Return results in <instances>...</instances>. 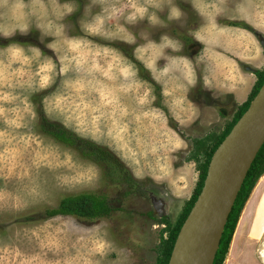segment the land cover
<instances>
[{
	"label": "rangeland",
	"instance_id": "1",
	"mask_svg": "<svg viewBox=\"0 0 264 264\" xmlns=\"http://www.w3.org/2000/svg\"><path fill=\"white\" fill-rule=\"evenodd\" d=\"M235 6L226 0H0V264L154 262L159 234L168 232L161 217L172 226L197 181L187 160L191 141L216 137L238 107L223 89L201 84L225 45L247 49L246 35L229 24H243L228 18L237 16ZM244 25L264 39V28ZM39 109L109 149L138 186L122 195L94 163L42 133ZM83 191L105 194L117 209L94 219L44 216L62 196ZM152 198L162 202L161 215ZM255 205L250 198L240 214L229 260L243 244H257L254 237L245 241L257 235L246 229ZM259 251L264 246L256 247L257 257Z\"/></svg>",
	"mask_w": 264,
	"mask_h": 264
},
{
	"label": "trees",
	"instance_id": "2",
	"mask_svg": "<svg viewBox=\"0 0 264 264\" xmlns=\"http://www.w3.org/2000/svg\"><path fill=\"white\" fill-rule=\"evenodd\" d=\"M229 24L240 25L257 36V34L254 33L252 29L245 26L244 24ZM133 62L136 64L138 70H144L137 61L133 60ZM253 73L255 75V81L247 95L246 100L238 105L231 121L226 125L223 131L220 132L216 137L209 133L203 137L196 138L191 141V148L188 152L187 160H192L194 162L197 171V181L192 194L186 202L185 208L177 218L176 222L171 226L166 217H161L163 228H165L168 232L166 237H163L162 232H160L158 243L154 248L155 259L152 264L167 263L179 226L181 225L201 188L208 160L217 144L227 134L230 127L245 110L250 99L256 93L260 84L264 80V66L260 70H253ZM37 127L42 133L50 136L53 140L73 149L80 157L94 163L99 168L102 177L110 184L118 186L122 195H127L138 186L137 181L132 178L126 166L109 149L95 143L88 138L76 134L74 131L66 128L58 122L46 119L40 109ZM263 174L264 140L256 151L245 173L242 183L234 198L231 209L226 217L212 264H222L229 242H231V235L234 233L241 210L243 209V206L246 202L245 200L248 199L255 184ZM116 209L117 207L112 205L111 199L107 198L105 194L101 192L83 191L62 196L58 200L55 207L44 209L43 214L45 217L54 215H69L81 219H94L99 217H107L113 210Z\"/></svg>",
	"mask_w": 264,
	"mask_h": 264
},
{
	"label": "water",
	"instance_id": "3",
	"mask_svg": "<svg viewBox=\"0 0 264 264\" xmlns=\"http://www.w3.org/2000/svg\"><path fill=\"white\" fill-rule=\"evenodd\" d=\"M264 50V39L256 36ZM246 70H251L245 67ZM264 140V80L213 150L201 188L174 238L166 264H212L226 217ZM158 215L160 199H151Z\"/></svg>",
	"mask_w": 264,
	"mask_h": 264
},
{
	"label": "crops",
	"instance_id": "4",
	"mask_svg": "<svg viewBox=\"0 0 264 264\" xmlns=\"http://www.w3.org/2000/svg\"><path fill=\"white\" fill-rule=\"evenodd\" d=\"M226 3L227 5H236V10L234 12L237 16L233 18L228 17L230 20L242 21L243 24L245 23L258 32L263 33L261 29L264 28V0H259L258 4L250 3L249 0H226ZM232 26L234 28L239 27L238 30L242 31L243 34L246 35V38H248L249 44L247 45V49L242 52L235 43H232V45H225L224 48L222 46L223 52H220L221 56L217 57L220 60L219 64H217L218 66L216 65L217 67H213L209 69L208 73L203 74L204 78L201 84L203 89L206 88L205 90H214L216 86H218V90L223 89L225 93H229L238 106L246 100L254 84L255 75L253 70H260L264 66V53L260 45L254 40L253 37L255 35L253 36L250 31L243 29L240 25ZM224 33L225 32L222 34ZM245 67H249L252 71L246 70ZM224 77L226 78L225 80L222 79ZM259 180L261 181L262 178ZM250 194H252V196L250 197L248 194L249 197L252 200H256V205L255 209H249L252 212L249 216L250 220L248 221L246 229L251 232L256 228L257 235H248L245 241L249 237H254V239H257V244L254 248L245 247V244H243L236 257L229 260L227 255L231 243L229 242L225 257L227 260L226 264H264V251H259L260 257L254 254L258 245L264 246V186L260 182L256 183ZM249 197L245 200L246 202L243 209L246 203L248 204ZM243 209L241 213L245 211V209ZM246 217L247 216L243 218L244 222H246ZM251 218H253L255 222ZM244 229L245 224L242 226L241 230ZM230 240L232 239L230 238Z\"/></svg>",
	"mask_w": 264,
	"mask_h": 264
}]
</instances>
